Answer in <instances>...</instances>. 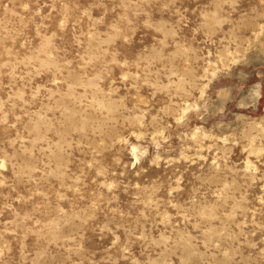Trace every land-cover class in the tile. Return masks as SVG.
Returning a JSON list of instances; mask_svg holds the SVG:
<instances>
[{"label": "rangeland", "instance_id": "1", "mask_svg": "<svg viewBox=\"0 0 264 264\" xmlns=\"http://www.w3.org/2000/svg\"><path fill=\"white\" fill-rule=\"evenodd\" d=\"M0 264H264V0H0Z\"/></svg>", "mask_w": 264, "mask_h": 264}]
</instances>
